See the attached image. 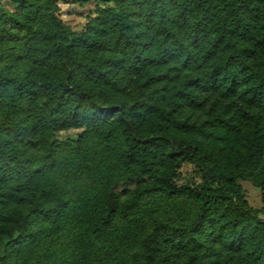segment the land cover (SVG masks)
Segmentation results:
<instances>
[{
	"label": "trees",
	"instance_id": "trees-1",
	"mask_svg": "<svg viewBox=\"0 0 264 264\" xmlns=\"http://www.w3.org/2000/svg\"><path fill=\"white\" fill-rule=\"evenodd\" d=\"M107 1L81 32L56 0L0 10V186L28 196L0 264H264V0ZM201 89L237 106L181 120ZM184 160L200 186L172 183Z\"/></svg>",
	"mask_w": 264,
	"mask_h": 264
},
{
	"label": "rangeland",
	"instance_id": "rangeland-1",
	"mask_svg": "<svg viewBox=\"0 0 264 264\" xmlns=\"http://www.w3.org/2000/svg\"><path fill=\"white\" fill-rule=\"evenodd\" d=\"M59 6L60 18L68 24L74 31L81 32L86 22L95 14L98 7L105 5H112V1L107 0H56ZM0 10L6 13H20L18 5L14 0H0ZM161 84L154 85L148 88L150 90L156 89L157 94L162 89ZM164 100H169L172 96V90L165 91ZM238 101V100H236ZM236 102L230 98L224 97L220 92L207 91L204 89L199 90L192 100L184 103L178 108V115L181 120H187L190 122H201L213 114H218L223 109L230 110V107L237 106ZM82 129H66L62 131L51 132L52 139L55 141H71L76 139ZM203 174L188 161H183L178 169L175 171L172 183L180 186L187 185L191 187H198L202 183ZM142 180L138 178H131L124 183L118 185L117 190L121 194V198L130 197L134 194L135 188ZM239 183L244 189L246 199L250 206L255 209H261L263 206L261 199V190L256 187L250 180L240 179ZM0 191L6 195H12L13 201L2 202L0 207V224L4 219L10 215L14 207L27 203L28 196L17 190L14 185L0 186ZM264 218V215H260ZM8 238L0 232V256L3 254L4 246ZM160 254L168 257L171 262L175 261V257L178 256L174 249L170 247L161 246ZM184 259L182 258L180 263Z\"/></svg>",
	"mask_w": 264,
	"mask_h": 264
}]
</instances>
